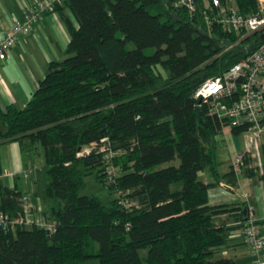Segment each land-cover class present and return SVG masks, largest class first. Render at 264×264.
<instances>
[{
    "label": "trees",
    "instance_id": "obj_1",
    "mask_svg": "<svg viewBox=\"0 0 264 264\" xmlns=\"http://www.w3.org/2000/svg\"><path fill=\"white\" fill-rule=\"evenodd\" d=\"M237 1L242 10L254 2ZM56 10L70 35L67 55L49 62L23 107L0 105V140H17L23 154L42 145L45 194L54 199L43 212L58 224L54 231L0 229V264H81L89 257L99 264H231L217 254L228 227L214 216L236 206L209 204L208 187L220 177L235 183L238 174L218 171L222 123L194 93L259 39L234 43L238 35L171 0H61ZM103 137L119 150L114 181L101 152L76 154ZM205 167L213 182L200 179ZM90 171L108 193L124 195L104 203L81 194ZM20 192L0 183V207L15 213ZM239 216L242 225V208Z\"/></svg>",
    "mask_w": 264,
    "mask_h": 264
},
{
    "label": "built area",
    "instance_id": "obj_2",
    "mask_svg": "<svg viewBox=\"0 0 264 264\" xmlns=\"http://www.w3.org/2000/svg\"><path fill=\"white\" fill-rule=\"evenodd\" d=\"M56 2L61 0H37L26 6L21 18H13L6 29H0V59L9 56L17 39L29 33L44 12L55 11ZM171 3L175 7H185L191 13L198 11L207 25L216 23L223 30L235 33L239 39L234 43L250 34H255L259 39L246 56L222 73L204 79L194 96L200 104L206 105L209 114L221 121L222 129L239 127V133H244L245 148L238 150L231 161L234 172L239 174L245 166L261 171L264 149V38L260 34L264 31V0H254L252 7L247 10H242L237 0H202L201 4L199 0H171ZM93 149L101 152L105 174L109 181H114L118 168L112 159L119 150L113 148L107 137H103L100 143L80 146L76 154H88ZM117 193L124 195L121 190ZM124 201L129 203L126 199ZM19 206L15 213L0 207L1 230L13 232L32 226L48 231L57 228L55 217L33 209L28 193L20 192ZM244 217L242 230L253 254L251 264H264V232L256 221L254 207L250 202L246 203Z\"/></svg>",
    "mask_w": 264,
    "mask_h": 264
},
{
    "label": "crops",
    "instance_id": "obj_3",
    "mask_svg": "<svg viewBox=\"0 0 264 264\" xmlns=\"http://www.w3.org/2000/svg\"><path fill=\"white\" fill-rule=\"evenodd\" d=\"M35 1L37 0H0V29H6L13 18H21L26 6ZM63 13L77 25V20L68 7L63 8ZM69 38L61 13L58 10L44 12L32 30L17 39L9 56L0 59V105L14 103L23 107L44 77L49 62L67 55ZM225 134L231 138L237 135L229 127L222 129L215 155L216 167L222 173L231 168L235 153L245 148V144L240 147L236 142H229ZM24 157L17 140H0V183L28 193L33 209L43 211L52 202L49 203L38 192L36 172L33 170L35 167L25 161ZM243 169L235 183L220 177L219 182L208 187L209 204L236 206L214 216L217 224L228 227L225 241L218 247L217 254L231 258V264H251L253 258L240 224L239 211L241 208L245 211L246 203L253 204L258 224L264 232V176L260 175V169L253 170L251 175L245 174ZM198 174L205 182L215 180L209 167L200 170Z\"/></svg>",
    "mask_w": 264,
    "mask_h": 264
},
{
    "label": "rangeland",
    "instance_id": "obj_4",
    "mask_svg": "<svg viewBox=\"0 0 264 264\" xmlns=\"http://www.w3.org/2000/svg\"><path fill=\"white\" fill-rule=\"evenodd\" d=\"M255 36V34H250V38H246L241 42L246 44ZM224 130L225 133H227L226 129ZM225 136L229 142H236L240 147L244 146L246 141L244 133H238L237 135H235V138H231L228 134H225ZM24 156L25 161L35 167L33 170L36 172V188L39 190L38 192L43 194V196L46 197V200H49V203L53 202L54 199L48 197L45 194V182L47 181V175L46 169L44 167V152L42 145L40 143L36 144L35 149L32 151H26ZM118 172L119 171H117V173ZM83 177L84 186L80 189L81 194H98L104 203H106L112 196H115L117 194L116 192L108 193L106 187L96 180L94 171L85 172ZM81 264H99V262L96 257H89Z\"/></svg>",
    "mask_w": 264,
    "mask_h": 264
},
{
    "label": "water",
    "instance_id": "obj_5",
    "mask_svg": "<svg viewBox=\"0 0 264 264\" xmlns=\"http://www.w3.org/2000/svg\"><path fill=\"white\" fill-rule=\"evenodd\" d=\"M261 38H264V31L260 34ZM197 111H198V117L200 120H202V112L200 109V106H197Z\"/></svg>",
    "mask_w": 264,
    "mask_h": 264
}]
</instances>
